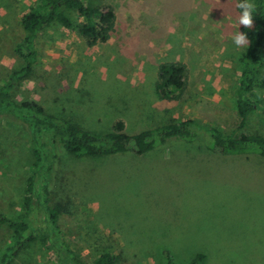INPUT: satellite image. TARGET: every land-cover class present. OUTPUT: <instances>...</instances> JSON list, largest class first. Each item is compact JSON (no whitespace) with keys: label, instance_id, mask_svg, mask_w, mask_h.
Here are the masks:
<instances>
[{"label":"rangeland","instance_id":"obj_1","mask_svg":"<svg viewBox=\"0 0 264 264\" xmlns=\"http://www.w3.org/2000/svg\"><path fill=\"white\" fill-rule=\"evenodd\" d=\"M36 0H0V85L23 67L14 46L21 19ZM117 14L111 40L89 48L79 34L52 26L39 39L37 72L16 92L50 112L104 133L122 120L131 133L187 120L236 131V94L242 82L237 48V0H106ZM76 22L82 20L72 14ZM162 62L187 66L188 83L177 101L156 94ZM256 98L264 107V91ZM247 133H264V108ZM131 158L75 161L64 157L63 183L52 204L64 212L62 238L93 264L107 251L118 264H264V162L222 158L204 146H181ZM255 161V160H254ZM33 164L30 137L0 121V212H23ZM80 176V177H79ZM33 222L45 226L41 207ZM10 236L0 225V247ZM59 261V260H58ZM14 264H59L40 243Z\"/></svg>","mask_w":264,"mask_h":264},{"label":"trees","instance_id":"obj_2","mask_svg":"<svg viewBox=\"0 0 264 264\" xmlns=\"http://www.w3.org/2000/svg\"><path fill=\"white\" fill-rule=\"evenodd\" d=\"M256 11L247 33L248 48L241 58L242 82L236 94L239 125L226 133L216 127H203L187 120L157 128L128 131L126 123L116 121L112 128L98 133L75 123L69 117L54 114L36 101H19L17 90L30 81L40 61L39 39L48 28L60 26L76 32L89 48L108 43L116 29L115 8L106 0H36L21 19L23 38L14 46V54L23 67L10 73L0 85V121L30 137L33 164L23 195V212L10 217L0 212V225L10 236L0 247V264H14L27 247L40 243L53 251L59 264H88L62 238L59 226L64 207L52 204L54 194L63 183L59 171L64 157L75 161H99L131 156V158L181 146H204L222 158L239 157L245 161L264 162V133H247L248 122L263 106L256 98L264 91V0H254ZM76 14L82 22L72 18ZM188 83L187 66L182 62H162L158 67L156 94L168 102L181 98ZM63 158V160H62ZM255 160V161H254ZM80 177V176H79ZM41 207L45 226L33 222L34 206ZM206 255H196L188 264H201ZM59 260V261H58ZM93 264H118L110 252L98 254ZM165 264H175L165 253Z\"/></svg>","mask_w":264,"mask_h":264},{"label":"clouds","instance_id":"obj_3","mask_svg":"<svg viewBox=\"0 0 264 264\" xmlns=\"http://www.w3.org/2000/svg\"><path fill=\"white\" fill-rule=\"evenodd\" d=\"M236 7L239 10L237 23L245 28H251L256 11L254 0H237ZM232 42L237 48L247 45L249 43L247 33L237 31Z\"/></svg>","mask_w":264,"mask_h":264}]
</instances>
